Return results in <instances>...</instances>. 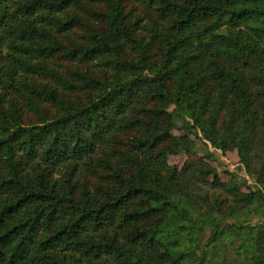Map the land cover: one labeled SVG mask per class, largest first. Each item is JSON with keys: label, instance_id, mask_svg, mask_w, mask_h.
Listing matches in <instances>:
<instances>
[{"label": "trees", "instance_id": "trees-1", "mask_svg": "<svg viewBox=\"0 0 264 264\" xmlns=\"http://www.w3.org/2000/svg\"><path fill=\"white\" fill-rule=\"evenodd\" d=\"M0 264H264V0H0Z\"/></svg>", "mask_w": 264, "mask_h": 264}, {"label": "rangeland", "instance_id": "rangeland-1", "mask_svg": "<svg viewBox=\"0 0 264 264\" xmlns=\"http://www.w3.org/2000/svg\"><path fill=\"white\" fill-rule=\"evenodd\" d=\"M177 127L172 129L173 135L180 137L186 135L189 141L185 144H180L177 146L176 151L168 156L169 163L175 168L180 169L181 166L188 160L196 158H205L207 152L213 154V158L209 159L210 164H212L217 170V176L222 181H227L230 179L231 174L235 176L238 180L246 179L250 183H254V178L248 174L244 166L239 162V157L237 155L236 149L222 151L219 148L214 147L209 141L205 140L199 130H188L183 127L182 121L176 117ZM190 148L189 150L187 148ZM213 176L209 177L212 180ZM200 188V196H205L207 203L214 204L218 203V208L224 220L232 222L236 219L235 215H229L231 206H233L234 200L232 195L224 191L220 187H213L207 182H198ZM242 189H245L243 187ZM244 216H240L238 220H241ZM263 217L260 215H251L250 222L254 223ZM209 227L205 228L204 236L207 235ZM240 239H236L232 246H236ZM223 242L227 243L226 240ZM228 245V244H227ZM235 253L231 248H229L226 259L218 258L219 261H225L227 258L234 257ZM239 257V256H238ZM226 262V261H225Z\"/></svg>", "mask_w": 264, "mask_h": 264}]
</instances>
